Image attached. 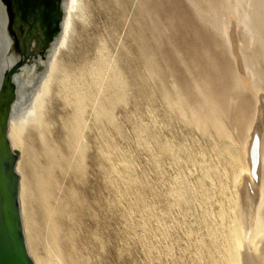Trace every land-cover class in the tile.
<instances>
[{
	"label": "bare ground",
	"instance_id": "bare-ground-1",
	"mask_svg": "<svg viewBox=\"0 0 264 264\" xmlns=\"http://www.w3.org/2000/svg\"><path fill=\"white\" fill-rule=\"evenodd\" d=\"M219 2L225 12L241 8L245 31L227 38L229 73L208 42L169 32L174 17L161 0H61L47 56L13 74L8 135L34 264H264V8ZM129 7H137L131 19ZM217 14L207 23L224 35L229 22ZM1 15L0 90L23 55L9 9ZM121 22H131L136 48L123 60L111 48ZM139 90L146 118L133 122L132 139L146 150L145 193L134 152L112 130L120 126L113 107L133 96L138 105ZM131 191L124 227L113 228L120 197Z\"/></svg>",
	"mask_w": 264,
	"mask_h": 264
},
{
	"label": "rangeland",
	"instance_id": "rangeland-1",
	"mask_svg": "<svg viewBox=\"0 0 264 264\" xmlns=\"http://www.w3.org/2000/svg\"><path fill=\"white\" fill-rule=\"evenodd\" d=\"M161 1L164 4L165 12L169 13L172 17H174L173 18V24H172V26H170L169 32L172 33L173 36L175 35V37L181 38L182 36H184L190 40H196L195 37H197V38L199 37L198 39H201L202 42H204V41L206 43L208 42L207 43L208 47L211 48V50L213 51L221 69L223 71L228 72V73L231 72V68L233 66V63H232V60H231V58H230V56L226 50V44H227L226 41L228 40L227 39L228 37H229V39L231 38L230 40H232V41L235 40V38H236V40L237 39L239 40L240 37L245 38L244 28L241 25H239L238 21H237L238 17H239L238 14L241 13V11H242L241 8H238L236 11L235 10H228L227 12H225V9L220 7L219 0H214V1H212V0H210V1L209 0H197V1L191 0V2L189 0H164L167 3L164 2L163 0H161ZM205 1H206L205 5H202V4H204ZM208 1H209V3H208ZM211 1L214 2L213 3L214 6L212 5ZM263 1L264 0H261L260 2H258V5H259V3H262ZM193 2H194V4H192ZM230 2L234 3L235 0H230ZM189 3H190V5H189ZM200 3H202L201 6H200ZM263 3H262L263 7L261 4H260L261 7L260 6L258 7L257 0H254V5L256 6L255 8H264ZM191 4L193 7L191 6ZM211 5H212V7H214L213 9H215L218 6V8H216V11H215L216 13L215 12L213 13V11L211 9L212 8ZM195 6L197 7L198 10L196 9ZM205 6L206 7L208 6L207 7L208 11L206 10ZM27 8L29 9L30 7H27ZM136 8L137 7H132V8L129 7L127 14H128L130 19L133 17V14L136 12ZM45 9H46L45 7H38L33 15L31 13H29L30 15H28L26 19L21 20V22L23 21L25 26L31 28V29H29V35L31 36V39L33 41L32 49H31V50H33L32 51L33 53L38 52L39 51L38 49L43 47V46H41V44L39 43L38 40H35V37L38 36L39 33L41 34V30H42L41 26H44L46 24V16H45L44 11L47 12L49 9L48 10H45ZM130 9H131V11H130ZM193 9H196V11ZM203 10H205V11L203 12ZM200 11L203 14H201ZM209 11L212 13H208ZM223 11L225 13H223ZM198 12H200V14H197ZM221 12L223 14H221ZM250 12L252 14L253 19H255V21H256V16H255V13H253L254 12L253 9L250 10ZM55 14L56 13L53 11V15H55ZM216 14H217L218 18L221 19V21H222V19L226 18L229 22L228 23L229 27H228L227 33L224 35L221 32H219L220 30L215 29L216 27L210 26V25H212L211 23L210 24L207 23V22H210L207 20L212 19L214 17V15L216 16ZM220 14L222 16H220ZM206 15H208V16H206ZM203 17L204 18L206 17V21L205 20L202 21ZM100 19H102V18H100ZM130 23L131 22H129V23L128 22H126V23L121 22L118 24L113 23V44H112L113 46H111V48L113 50V59H115L117 57L122 59V60L125 59L128 55V50L126 49L127 47H131L132 50L136 49L135 44L132 41V35L130 33ZM30 24H32V26ZM174 31H176V34H174ZM242 31L244 34L242 33ZM194 32H196V34H194ZM10 33L12 34L11 31H10ZM12 37L14 38L13 34H12ZM15 43H16V41H15ZM197 45H198V43H197ZM16 49H17V51H20L23 53V50L19 49L17 47V45H16ZM40 56H41L40 53H38L37 55L33 54V55H31L30 61H32V62L35 61V60H33L34 58L36 59V61H38V58ZM28 62H25V66ZM25 66H23V68H25ZM25 70H27V69L25 68ZM27 72H28V70H27ZM22 73L23 72L21 71L20 74H22ZM28 77L33 82L35 80L36 73L34 72L32 74H28ZM142 94H143L142 91L139 90V100L140 101H139L138 105L136 104V102H135L136 99L133 96L130 98V101L128 103H123V105L121 103H118L113 107V112L116 116L117 123L120 124V126H118V127L114 126V127H112L113 128L112 130H113V134L115 136L117 135L116 136L117 141L127 151L134 152L133 154L136 157V165H135L134 171H135L137 176H139V177L141 176L140 177L141 178V182H140L141 185L140 184L139 185L141 187V191L143 190V193H145L146 192V186L143 184V181L145 182L146 175H147L146 174L147 165H146V159H145L146 150L142 146L137 145L136 142L132 139V138H134V136L136 134V132L133 129V122H135V120L137 123L145 122V118H146V114L143 110ZM136 108H138V109H136ZM138 111H139V113H138ZM129 116H130V118H129ZM139 116H142L143 118L139 117ZM124 117H127L126 118L127 120H125ZM140 120H141V122H139ZM115 130H116V132H115ZM87 132H88V130H87ZM127 135H129V137ZM88 136H89V134H88ZM90 139H93V138L91 137ZM100 139L98 137L96 138L98 144L103 145L102 141ZM125 142L127 143V145ZM123 143H125V145ZM96 146L97 145L92 143V145L89 146V150H88L89 153L95 151ZM143 160H144V162H143ZM142 168H143V170H142ZM140 172H141V174H140ZM134 186H136V183ZM133 194H134V192L131 191V194H126L125 196L120 197L122 203L120 202L118 210L113 214V228H115L117 226L120 228L124 227L123 223L121 222L120 215H123L124 213L126 214V212L131 210L129 203H127V202L131 201V199L134 196ZM128 196H129V198H127ZM117 197L118 196L115 194V192L113 190V198H117ZM122 209H123V211H121ZM137 212L139 213L138 210L133 209L132 220H133V223L135 225L134 227L141 228L142 224L140 225V222L141 223L143 222V220H142L143 217L141 216L140 213H139V215H140L139 216ZM135 218H136V220H135ZM113 258L115 259L114 255H113Z\"/></svg>",
	"mask_w": 264,
	"mask_h": 264
},
{
	"label": "water",
	"instance_id": "water-1",
	"mask_svg": "<svg viewBox=\"0 0 264 264\" xmlns=\"http://www.w3.org/2000/svg\"><path fill=\"white\" fill-rule=\"evenodd\" d=\"M9 7V2L4 0ZM32 5L46 6L56 14L47 19L54 23L53 33L48 41L39 48L42 57L47 56L49 45L59 30V20L62 10L61 0H31ZM35 8V7H32ZM33 50L23 52L21 58L4 75L2 89L0 90V264H34L28 251L18 198L19 174L15 168L16 155L9 141V117L12 102L16 97L13 74L21 68V64L31 60ZM37 55V53H34ZM43 65L40 64V67Z\"/></svg>",
	"mask_w": 264,
	"mask_h": 264
},
{
	"label": "flooded vegetation",
	"instance_id": "flooded-vegetation-1",
	"mask_svg": "<svg viewBox=\"0 0 264 264\" xmlns=\"http://www.w3.org/2000/svg\"><path fill=\"white\" fill-rule=\"evenodd\" d=\"M7 1L9 2V7H7L4 0H0V8L9 9L10 22H11L10 29L12 34L14 35L17 47L19 49H22L23 52H25L28 49H32L33 41L31 39V36L29 35V29L31 28L25 26V24L23 23V21L21 22V20L26 19L27 16L30 15L29 13L33 15L38 7L36 5H32L31 0H7ZM27 7L30 8L28 9ZM39 7H45L46 8L45 10H48V8L44 5H40ZM44 12L46 16V24L44 26H41L42 27L41 34L39 33V35L35 37V40H38L41 46H43V44H45L48 41V36L53 33V27H54V23L47 19L48 15L46 14L48 12L49 16L51 17L52 14H50V12L51 13L53 12L52 9L48 10L47 12L46 11ZM0 18H1L0 19L1 23H3L2 15L0 16ZM30 25L32 26V24ZM22 76L23 75H21V77Z\"/></svg>",
	"mask_w": 264,
	"mask_h": 264
}]
</instances>
